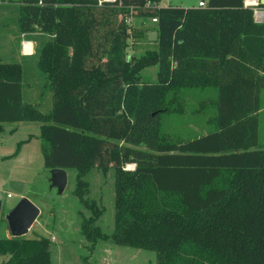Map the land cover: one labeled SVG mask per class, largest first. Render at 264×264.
Returning <instances> with one entry per match:
<instances>
[{
    "label": "trees",
    "instance_id": "1",
    "mask_svg": "<svg viewBox=\"0 0 264 264\" xmlns=\"http://www.w3.org/2000/svg\"><path fill=\"white\" fill-rule=\"evenodd\" d=\"M17 1L20 31L41 35L35 57L53 106L44 113L26 101L22 64L0 60V131L40 122L44 167L76 170L73 195L90 210L80 232L91 248L110 239L175 264L193 246L230 264H264V21L253 8L244 0L154 9L144 4L160 0ZM134 11L157 19L148 28L157 31L156 47L140 58L126 54ZM153 62L156 80L142 81ZM181 88L214 93L206 133L162 131L161 113L182 112ZM130 163L134 169L125 168ZM94 167L115 170L110 234L97 225L104 208L87 197L84 176ZM50 243L42 235L0 238L3 264H50Z\"/></svg>",
    "mask_w": 264,
    "mask_h": 264
},
{
    "label": "rangeland",
    "instance_id": "2",
    "mask_svg": "<svg viewBox=\"0 0 264 264\" xmlns=\"http://www.w3.org/2000/svg\"><path fill=\"white\" fill-rule=\"evenodd\" d=\"M198 1L160 0L159 6L170 4L196 7ZM255 9L264 13V7L255 6ZM137 14L134 11L126 18L130 34L126 48L128 58L133 56L140 58L146 50L156 47V41H148L145 37L146 29L153 27L155 22L152 19L138 17ZM7 17H10V14H2L0 10V54L4 52L2 49L4 48L2 46H5L4 34L12 28L6 21ZM37 36L41 35L37 32ZM39 42L38 39L37 47ZM9 61L20 62L23 66L24 99L36 104L40 111L49 112L53 106L52 91L41 87V73L36 68L37 58H11ZM156 73V62L144 65L140 73L141 80L153 82L156 80ZM204 95L205 91L199 89H179L177 101L182 112L161 113L159 119L162 131L173 138H192L203 132L198 123L206 121V116L210 112V109H203L198 103H203L201 97ZM212 95L207 92L208 98ZM261 105L264 107V89L261 91ZM39 126L40 122L37 121H22L5 124L4 129L0 131V200L3 203L0 238H7L8 235L16 237L8 215L12 214L19 203L28 198L37 205L40 213L28 234L24 236L31 238L42 235L50 239V264H156L155 251L116 244L110 239L99 241L91 248L89 241L80 232L82 217L89 216L90 210L73 195L76 170L67 169L66 184L60 189L51 169L43 165ZM259 140L264 143V110L259 119ZM84 179L88 182L87 197L104 208L97 225L103 233L110 234L114 227L115 170L110 167L103 172L94 167L85 174ZM13 181L23 183L22 192L13 188ZM138 186L147 188L149 183L141 182ZM8 258V255H0V264ZM175 264L230 263L205 253L198 247L189 246L179 253Z\"/></svg>",
    "mask_w": 264,
    "mask_h": 264
},
{
    "label": "crops",
    "instance_id": "3",
    "mask_svg": "<svg viewBox=\"0 0 264 264\" xmlns=\"http://www.w3.org/2000/svg\"><path fill=\"white\" fill-rule=\"evenodd\" d=\"M0 10L2 14H10V17H7L9 24L12 26V28L8 31L5 32L4 34V41L3 44H5V46L3 45L2 49H4V52L2 54H0V60L4 61V62H10L9 60H11V58H21V57H35L36 55V51H37V41L38 39L41 40V36H37V32L34 33H25V32H21L20 31V27H19V17L21 15L20 12V3L16 0H5L3 3H0ZM6 25H8L6 23ZM148 31H150L149 29H146V36ZM40 35V34H39ZM30 41V43L32 44L33 48H34V52L32 54H27L24 51L23 48V42L24 41ZM7 41V42H6ZM6 42V43H5ZM1 44V43H0ZM1 46V45H0ZM7 60V61H5ZM37 66V65H36ZM37 68V67H36ZM23 77H24V70H23ZM199 89L200 91H205V95L202 96L201 98H203V103L202 102H198L200 103L201 108L203 109H210L207 114V119L206 121L203 120L201 123L199 122L198 124H200V127L202 128L203 132L199 133L200 134H204L206 133L211 126L208 125L207 120L209 118V116H211L214 111H215V106L213 105L212 100L215 98L214 93L212 92L211 89L209 88H196ZM207 92L212 93L213 95L210 96V98H208L207 96ZM205 104V105H204ZM210 104V105H209ZM208 105V106H206ZM264 107H262L261 105V109L259 110L258 113V117L260 119L261 113L263 112ZM14 124V123H12ZM197 128V127H195ZM198 135V134H197ZM67 171V170H66ZM8 237H12V235H8ZM6 260H4L3 262H5Z\"/></svg>",
    "mask_w": 264,
    "mask_h": 264
},
{
    "label": "water",
    "instance_id": "4",
    "mask_svg": "<svg viewBox=\"0 0 264 264\" xmlns=\"http://www.w3.org/2000/svg\"><path fill=\"white\" fill-rule=\"evenodd\" d=\"M257 4L264 5V0H259ZM256 21V20H255ZM147 40L148 41H156L157 40V31L150 30L147 33ZM51 172L53 174V178L56 180V184L60 189L66 184V177L67 171L63 168H51ZM13 188L18 191L22 192L23 190V183L19 181L12 182ZM2 201L0 200V220L2 215ZM40 213L39 208L37 205L26 198L24 201L18 204V206L13 210L11 215H8L10 225L15 232L14 234L16 237L24 236L28 234L31 227L37 221V217Z\"/></svg>",
    "mask_w": 264,
    "mask_h": 264
},
{
    "label": "built area",
    "instance_id": "5",
    "mask_svg": "<svg viewBox=\"0 0 264 264\" xmlns=\"http://www.w3.org/2000/svg\"><path fill=\"white\" fill-rule=\"evenodd\" d=\"M5 0H0V3H3ZM98 1V4H101V3H103V2H114L115 0H97ZM207 1L208 0H199L198 1V4H197V6L198 7H202V8H204V7H206L207 6ZM259 2V0H255V4H252V3H249L247 0H244L243 1V3H244V6H246V7H252L253 8V10H254V13H253V15H254V19L257 21V22H263L264 21V18L262 17V18H259V17H257V15H256V13H257V9H255V6H257L258 3ZM158 7H160L159 6V2H151V1H147L145 4H144V8H158ZM152 21H154V22H156L157 21V19L156 18H152ZM23 48H24V51H25V53H27V54H32L33 52H34V48H33V46H32V44L30 43V41H24L23 42ZM125 168L126 169H134L135 168V165L134 164H132V163H130V164H127L126 166H125ZM10 195V194H9Z\"/></svg>",
    "mask_w": 264,
    "mask_h": 264
},
{
    "label": "bare ground",
    "instance_id": "6",
    "mask_svg": "<svg viewBox=\"0 0 264 264\" xmlns=\"http://www.w3.org/2000/svg\"><path fill=\"white\" fill-rule=\"evenodd\" d=\"M249 3L255 4V0H247ZM257 17H264V13L258 12L256 13Z\"/></svg>",
    "mask_w": 264,
    "mask_h": 264
}]
</instances>
